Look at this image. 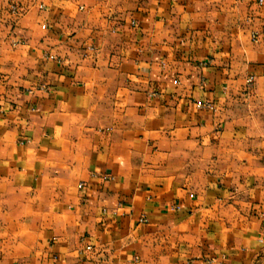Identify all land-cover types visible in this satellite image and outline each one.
I'll return each instance as SVG.
<instances>
[{"label":"crops","instance_id":"1","mask_svg":"<svg viewBox=\"0 0 264 264\" xmlns=\"http://www.w3.org/2000/svg\"><path fill=\"white\" fill-rule=\"evenodd\" d=\"M263 225L264 0H0V264H249Z\"/></svg>","mask_w":264,"mask_h":264},{"label":"rangeland","instance_id":"2","mask_svg":"<svg viewBox=\"0 0 264 264\" xmlns=\"http://www.w3.org/2000/svg\"><path fill=\"white\" fill-rule=\"evenodd\" d=\"M264 229V225H263ZM249 264H264V242L260 249L254 254Z\"/></svg>","mask_w":264,"mask_h":264},{"label":"built area","instance_id":"3","mask_svg":"<svg viewBox=\"0 0 264 264\" xmlns=\"http://www.w3.org/2000/svg\"><path fill=\"white\" fill-rule=\"evenodd\" d=\"M256 2H257L258 4H261V3L263 2V0H256ZM250 80H251V79H249L248 81L250 82ZM209 107L212 108L211 105H209ZM140 221H145V219L142 218Z\"/></svg>","mask_w":264,"mask_h":264}]
</instances>
